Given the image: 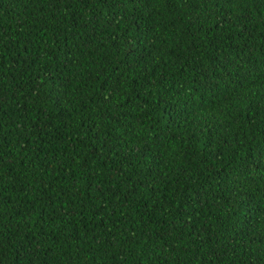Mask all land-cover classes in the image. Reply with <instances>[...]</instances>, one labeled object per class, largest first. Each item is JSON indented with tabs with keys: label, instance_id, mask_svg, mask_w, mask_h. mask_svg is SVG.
Instances as JSON below:
<instances>
[{
	"label": "trees",
	"instance_id": "16d2710c",
	"mask_svg": "<svg viewBox=\"0 0 264 264\" xmlns=\"http://www.w3.org/2000/svg\"><path fill=\"white\" fill-rule=\"evenodd\" d=\"M0 264H264V0H0Z\"/></svg>",
	"mask_w": 264,
	"mask_h": 264
}]
</instances>
